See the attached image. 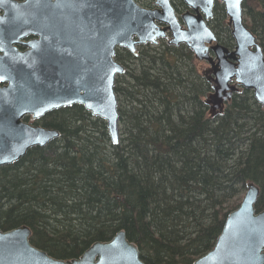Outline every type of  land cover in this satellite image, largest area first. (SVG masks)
Listing matches in <instances>:
<instances>
[{"label":"trees","instance_id":"trees-1","mask_svg":"<svg viewBox=\"0 0 264 264\" xmlns=\"http://www.w3.org/2000/svg\"><path fill=\"white\" fill-rule=\"evenodd\" d=\"M243 8L264 50V0ZM209 25L234 46L223 4ZM116 60L127 68L115 82L120 144L82 105L53 111L46 126L61 137L0 169V228L29 226L31 243L61 259L124 230L146 264H193L214 248L249 181L264 210V107L242 88L212 117L213 83L185 44L117 49Z\"/></svg>","mask_w":264,"mask_h":264},{"label":"water","instance_id":"water-1","mask_svg":"<svg viewBox=\"0 0 264 264\" xmlns=\"http://www.w3.org/2000/svg\"><path fill=\"white\" fill-rule=\"evenodd\" d=\"M183 1L189 9L179 15L172 0H154L155 7L138 0H0L6 32L15 30L20 39L38 36L22 42L29 49L18 56L20 111L3 113L9 123L0 119V168L61 137L60 130L32 125L24 121L26 116L35 120L48 110L74 104L102 119L112 144H120L115 82L127 68L116 60L117 49L136 53L138 47L161 40L185 44L196 60L209 64L203 73L214 82L205 99L212 117L222 114L241 88L253 91L264 107V50L244 21L245 0ZM217 1L224 4L233 48L222 44L208 24ZM246 187L214 248L193 264H264V210L256 209L261 189L253 181ZM31 235L27 225L0 228V264H146L124 230L94 242L72 259L54 258L38 249Z\"/></svg>","mask_w":264,"mask_h":264},{"label":"flooded vegetation","instance_id":"flooded-vegetation-1","mask_svg":"<svg viewBox=\"0 0 264 264\" xmlns=\"http://www.w3.org/2000/svg\"><path fill=\"white\" fill-rule=\"evenodd\" d=\"M15 1L22 2L24 0H15ZM138 1H142V2H145V1L150 2L151 1L154 5V0H138ZM172 2H173L175 9L179 15L189 9L183 0H178V2L176 0H172ZM217 2L221 3L220 1H217ZM178 3L181 5V8H179L180 11L177 9V6H176V5H178ZM216 3H215V5H216ZM148 6H151V4H149ZM151 7H155V5L151 6ZM225 13H226V11H225ZM4 14H5V9L3 7H0V114L2 115L0 117V119L6 120L5 115H3V113H6V111H20V102H19L20 93H19V89L17 88V75H16L17 74V63H18V58H19L18 56L21 52H24V51L29 49V47L26 46L25 44H23L22 42L27 43L29 41L37 39L38 36L31 35L27 38L20 39L19 37L16 36L15 30H13V32H11V31L6 32V30L3 26ZM209 21H208V24H209ZM233 47H230V48H233ZM200 62H204V61H200ZM208 66H209V64L207 65V67ZM206 68H204L203 71ZM210 82H212L214 84L213 81H210ZM241 90H242V88H241ZM74 105H78V104H74ZM73 106L63 107V108H59V109H56L53 111H65L67 108H71ZM48 111H50V112H47L44 116H42L38 119H35V120H33L32 117L30 115H28L24 118V121L31 123L32 125H35V126H42V127L49 128L46 126V121L51 120L53 111L52 110H48ZM44 121H45V123H44ZM7 123H9V120L7 121ZM3 140H4V131L0 130V144L3 142ZM50 144H48L46 146H36V147H41L42 149H45L47 151V148ZM33 148H35V147H33ZM14 163H16V162H14ZM14 163H12V164H14ZM9 165H11V164H9ZM6 166H8V165H6ZM3 167H5V166H3ZM3 167H1V168H3ZM34 246H36V245H34ZM37 248L48 253V251H46L43 248H40V247H37ZM48 254L50 256L54 257L50 253H48ZM54 258H58V257H54ZM58 259H61V258H58Z\"/></svg>","mask_w":264,"mask_h":264},{"label":"rangeland","instance_id":"rangeland-1","mask_svg":"<svg viewBox=\"0 0 264 264\" xmlns=\"http://www.w3.org/2000/svg\"><path fill=\"white\" fill-rule=\"evenodd\" d=\"M178 2V0H176ZM139 4H141L142 6H145V7H151V6H154L153 3L150 1V2H142V1H138ZM149 4H151V6H148ZM207 63L206 62H200L199 63V66H200V69L203 71L204 68L207 67Z\"/></svg>","mask_w":264,"mask_h":264}]
</instances>
